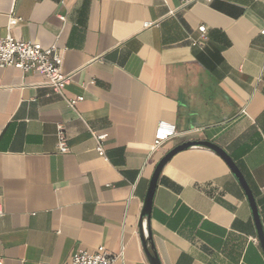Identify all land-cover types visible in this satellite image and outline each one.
<instances>
[{
    "label": "crops",
    "instance_id": "crops-1",
    "mask_svg": "<svg viewBox=\"0 0 264 264\" xmlns=\"http://www.w3.org/2000/svg\"><path fill=\"white\" fill-rule=\"evenodd\" d=\"M8 33L57 44L64 93L84 101L74 110L42 75L0 68L4 264H70L101 246L115 264H150L139 222L151 178L191 140L233 158L264 228V0H0ZM160 122L179 136L153 152ZM91 130L109 135L105 157ZM148 227L162 264H264L244 189L205 147L165 166Z\"/></svg>",
    "mask_w": 264,
    "mask_h": 264
},
{
    "label": "built area",
    "instance_id": "built-area-1",
    "mask_svg": "<svg viewBox=\"0 0 264 264\" xmlns=\"http://www.w3.org/2000/svg\"><path fill=\"white\" fill-rule=\"evenodd\" d=\"M183 6L194 2H212V0H180ZM154 22H146L144 28L156 26ZM201 38L205 37L206 26L199 28ZM197 43V40H194ZM63 52L57 44L45 48L41 43L33 41H22L16 39L11 33L0 38V68H13L24 74L38 73L45 79V83L51 86L68 104L76 110L77 105L84 101V97L67 98L64 93L70 77L63 73ZM96 141V150L100 157L106 156L105 142L108 139L107 133H96L91 130ZM58 150L60 154L69 152L68 136L63 124L58 126ZM179 136L176 126L167 122H160L157 126L153 152H156L170 140ZM117 257L111 256L104 246L99 247L95 252L85 250L78 251L71 259L70 264H115ZM0 264H4L0 258Z\"/></svg>",
    "mask_w": 264,
    "mask_h": 264
},
{
    "label": "water",
    "instance_id": "water-1",
    "mask_svg": "<svg viewBox=\"0 0 264 264\" xmlns=\"http://www.w3.org/2000/svg\"><path fill=\"white\" fill-rule=\"evenodd\" d=\"M192 147H205L208 148L215 153H217L230 167L232 170L233 174L239 181L240 185L244 189L246 196L248 198L252 213H253V218L255 221L256 229H257V234L258 238L260 240L261 246L264 250V228L260 216V211L258 208V204L256 201V196L248 183L245 175L243 174L242 170L240 167L237 165V163L233 160V158L219 145H217L214 142L211 141H205V140H191V141H186L183 142L176 147H174L172 150L167 152L157 163L154 173L151 178V182L149 185V189L143 204V209H142V214H141V219L139 222V228H140V237L141 241L144 247V250L146 252L147 258L150 262V264H162L160 261V258L157 254L153 239H152V234L151 230L148 227V223L150 220L151 216V211L153 207V202H154V197L155 193L158 187V182L160 179V176L165 168V166L170 162V160L179 152H182L184 150L190 149Z\"/></svg>",
    "mask_w": 264,
    "mask_h": 264
}]
</instances>
